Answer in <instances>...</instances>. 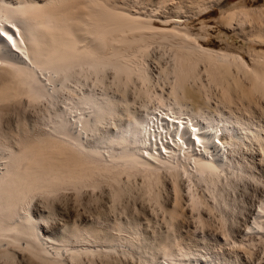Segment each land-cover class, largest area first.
I'll return each instance as SVG.
<instances>
[{
	"label": "bare ground",
	"instance_id": "bare-ground-1",
	"mask_svg": "<svg viewBox=\"0 0 264 264\" xmlns=\"http://www.w3.org/2000/svg\"><path fill=\"white\" fill-rule=\"evenodd\" d=\"M222 1L0 0V264H264V4L226 51Z\"/></svg>",
	"mask_w": 264,
	"mask_h": 264
},
{
	"label": "rangeland",
	"instance_id": "rangeland-1",
	"mask_svg": "<svg viewBox=\"0 0 264 264\" xmlns=\"http://www.w3.org/2000/svg\"><path fill=\"white\" fill-rule=\"evenodd\" d=\"M224 1L225 0H223L220 3V5H215L214 8H212L211 11H209V12L203 14V15L194 17L192 19V22H191V25H193L192 28L195 29V30H198V31H200L201 29H204L206 31V34H207V37H208L207 39L208 40L207 41L206 40L205 41H201V43L203 45L205 44L206 47L213 48V49H216V50L219 49V50H226V51H234V49H242V47L244 48V47L247 46V45H245V41L242 40V38L238 37V35H236L235 32L231 28L225 27L223 24L219 23L218 22L219 17H220V15H222L223 12H225L229 8V6H231L233 4L241 3L242 5L244 4L248 8H257V7H259V6H261V5L264 4V0H226L225 3H224ZM222 10H223V12L220 14V12ZM215 21H217V22H215ZM152 62H153V60L150 63H152ZM153 64L152 65L150 64V65L153 67V66H155V63H153ZM30 112H28V114L29 115H32V113L30 114ZM9 118L11 120H13V121L11 122V120H9ZM9 118H8L9 123H8L7 120H5L3 122V125L4 124L5 125H12V124H14V120L16 119V115L15 114L10 115ZM158 146H161V145L159 144ZM165 188H166V190H163L162 191V195H163L162 198H166L167 197L166 196V193L169 191V188H170L169 184L164 185L163 189H165ZM69 191L70 190L65 191L66 193L65 192L62 193V195H60V197H59L60 200H57L56 202H54L55 203L54 205H55V209L56 210L54 209L55 210V214H54V217H53L54 219H52V221H51V226L52 225L53 226H56V225L57 226H60L62 223H66L65 220L67 219V217H68V215L70 213L72 214V219H76V213L78 211H79V214L81 215V217L83 219H87V216L96 215V212H95L96 209L97 210H100L101 209V207H98L99 206V205H97L98 203H93L90 206L91 207L90 208L91 209L90 213L89 214L85 213L84 210L82 209V207H79L77 205L75 206V204L73 202V198H75V197L73 196V193L71 191L70 192ZM101 193H102V196H101ZM103 194L105 195V193H103V192H95V195L98 196L97 198H101V197L104 198V195ZM87 195H88V193L86 192L84 194V196L82 194L81 195L82 197L80 196L79 198H88ZM106 196H105V198H107ZM254 198L255 197H249V200H248V197L247 198L245 197L246 201L249 203V204L247 203L249 206L250 205H252V206L254 205V207L257 206V203H258L257 200L258 199L257 198L254 199ZM43 203H41V201L36 200V203H35L36 206H35L34 211H36V210L42 211L44 209L43 211L45 212V209H46L45 208V205L46 204L45 203L43 204ZM94 205H96V206H94ZM75 207L76 208L79 207V208L76 209Z\"/></svg>",
	"mask_w": 264,
	"mask_h": 264
},
{
	"label": "snow or ice",
	"instance_id": "snow-or-ice-1",
	"mask_svg": "<svg viewBox=\"0 0 264 264\" xmlns=\"http://www.w3.org/2000/svg\"><path fill=\"white\" fill-rule=\"evenodd\" d=\"M2 35H3V34H0V37H2ZM9 39H11V37H10Z\"/></svg>",
	"mask_w": 264,
	"mask_h": 264
}]
</instances>
